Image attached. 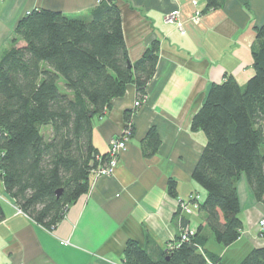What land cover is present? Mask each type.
<instances>
[{
    "label": "trees",
    "instance_id": "obj_1",
    "mask_svg": "<svg viewBox=\"0 0 264 264\" xmlns=\"http://www.w3.org/2000/svg\"><path fill=\"white\" fill-rule=\"evenodd\" d=\"M223 2L205 0L204 11L219 9ZM8 43L0 57V180L22 214L51 230L65 209L88 192L92 171L108 159V151L100 154L92 143L93 119L102 117L129 84L136 101L145 98L158 44L131 63L112 0H99L87 19L33 10L19 20ZM251 55L252 77L242 86L230 75L212 84L191 120V130L203 132L206 145L191 176L204 196L196 199L199 194L193 193L188 202L205 220L182 241L181 232L189 229L185 218L179 219V231L165 249L149 236L144 247L129 241L121 264H222L205 248L202 230L223 247L239 238L236 185L241 175L264 204V24L255 29ZM124 121L133 135L130 113ZM158 146L150 128L141 144L143 156H153ZM175 192L170 181L168 193L175 197ZM239 264H264V246Z\"/></svg>",
    "mask_w": 264,
    "mask_h": 264
},
{
    "label": "crops",
    "instance_id": "obj_2",
    "mask_svg": "<svg viewBox=\"0 0 264 264\" xmlns=\"http://www.w3.org/2000/svg\"><path fill=\"white\" fill-rule=\"evenodd\" d=\"M112 1L121 15L129 61H137L152 43L158 44V58L143 106L134 110L136 91L129 84L102 117L93 119L92 143L106 154L109 142L125 126V113L131 114L132 138L114 173L99 179L91 176L88 192L65 209L51 230L17 213L0 180V264H121L129 241L144 247L149 236L165 249L179 231V219L185 218L190 231L205 220V214L188 202L193 193L204 196L191 176L206 145L203 132L191 130V120L212 84L230 75L242 86L252 77L251 49L255 29L264 24V0H224L210 11H204L205 0ZM98 2L0 0V57L25 14L43 9L87 19ZM174 11L178 12L174 24L167 23L165 17ZM196 12L200 18L193 22ZM150 128L155 129L159 146L146 158L141 144ZM170 181L175 197L168 193ZM236 188L239 238L223 247L211 242L206 228L202 230L205 248L222 264H239L264 246V230L258 228L264 204L255 199L244 175Z\"/></svg>",
    "mask_w": 264,
    "mask_h": 264
},
{
    "label": "built area",
    "instance_id": "obj_3",
    "mask_svg": "<svg viewBox=\"0 0 264 264\" xmlns=\"http://www.w3.org/2000/svg\"><path fill=\"white\" fill-rule=\"evenodd\" d=\"M177 17H178V12L174 11L165 17V21L167 23L174 24V20ZM199 18H200V13L196 12L192 20L193 22H197ZM144 103H145V98L142 99L141 101H135L134 108H141ZM131 136H132L131 128L125 123V126L118 135V137L112 139L108 144L107 161L104 164H99V166L92 171V176L95 179H99L102 177H109L114 173V171L118 167L120 156L126 150L127 143L131 139ZM189 198L191 199L193 198V196H190ZM194 198L200 199L199 195L195 196ZM181 207L185 208L186 206L184 204H181ZM15 210L17 213H21L20 210H18L16 207ZM258 228L259 231L264 230V217H262L259 220ZM192 234L193 231L185 229L181 232L180 239L182 241L187 240Z\"/></svg>",
    "mask_w": 264,
    "mask_h": 264
},
{
    "label": "rangeland",
    "instance_id": "obj_4",
    "mask_svg": "<svg viewBox=\"0 0 264 264\" xmlns=\"http://www.w3.org/2000/svg\"><path fill=\"white\" fill-rule=\"evenodd\" d=\"M58 87H59V90H60V92H63L65 89H64V86H63V81H62V79H60L59 80V82H58ZM138 109H140V108H134V110L136 111V110H138ZM263 150H264V145L262 146V152H263ZM195 231H193V233H194ZM260 232H262V231H260ZM211 242H213V243H215V240L212 238V240H211ZM210 243V242H209ZM215 245V244H214ZM208 248L210 249V244L208 245ZM212 248V247H211Z\"/></svg>",
    "mask_w": 264,
    "mask_h": 264
},
{
    "label": "water",
    "instance_id": "obj_5",
    "mask_svg": "<svg viewBox=\"0 0 264 264\" xmlns=\"http://www.w3.org/2000/svg\"><path fill=\"white\" fill-rule=\"evenodd\" d=\"M128 67H129V66H128ZM59 194H60V191L57 192V195H59Z\"/></svg>",
    "mask_w": 264,
    "mask_h": 264
}]
</instances>
